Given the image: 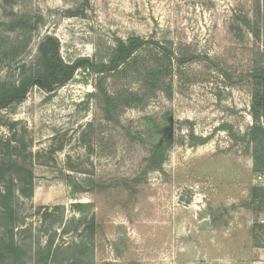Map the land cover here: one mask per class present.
Instances as JSON below:
<instances>
[{"label": "rangeland", "instance_id": "1", "mask_svg": "<svg viewBox=\"0 0 264 264\" xmlns=\"http://www.w3.org/2000/svg\"><path fill=\"white\" fill-rule=\"evenodd\" d=\"M10 1L0 0V82L16 83L46 36L68 64H107L130 38L172 50L171 73L145 97V76L167 64L155 46L0 110V213L12 208L15 240L68 247L63 264L258 261L264 138L250 136V78L264 70V0ZM15 164L31 171L30 192Z\"/></svg>", "mask_w": 264, "mask_h": 264}, {"label": "trees", "instance_id": "2", "mask_svg": "<svg viewBox=\"0 0 264 264\" xmlns=\"http://www.w3.org/2000/svg\"><path fill=\"white\" fill-rule=\"evenodd\" d=\"M4 3L11 2L10 0H3ZM155 46L160 51V54L167 59L166 65H156L145 76L142 81V91L146 93L150 85H156L162 72L171 73V48L161 47L155 41L142 40L139 38H130L127 42L120 41L115 48L113 57L109 63L95 64L88 58H80L71 64L63 61L60 56L59 42L54 37H44L39 45L38 54L34 58L29 68H24L20 73V77L16 83L0 82V110L13 108L21 103L26 97L28 91L32 87H37L46 92H52L67 84L75 75L78 70H87L95 74H102L106 71H115L119 63H125L129 60L138 50ZM183 60H186L185 58ZM253 87L252 100H251V113L255 125L250 129V136L253 140L257 141L258 136L264 138V128L258 123L264 120V70L259 69L254 72L250 78ZM131 96L135 94H130ZM106 106L105 110L108 114L113 106V100L105 96ZM16 174L20 176V172L25 174V178H21L20 183L23 187L29 188L31 191L33 185V175L31 171L19 169L15 164ZM18 176V178H19ZM5 198H12V191L4 196ZM16 200V198H15ZM18 202V200H17ZM14 212L10 207H2L0 218L6 219L7 237H0V264H63L60 261V256L65 253L69 248L59 246L53 248L50 243L47 246L38 244L33 248L31 242L16 241L12 229H17L19 222L13 217ZM13 227V228H12ZM12 228V229H11ZM11 233V235H10ZM31 251L33 255L31 254ZM31 255V256H30ZM90 264V261H89Z\"/></svg>", "mask_w": 264, "mask_h": 264}, {"label": "built area", "instance_id": "3", "mask_svg": "<svg viewBox=\"0 0 264 264\" xmlns=\"http://www.w3.org/2000/svg\"><path fill=\"white\" fill-rule=\"evenodd\" d=\"M253 264H264V254L259 258L258 261L254 262Z\"/></svg>", "mask_w": 264, "mask_h": 264}, {"label": "water", "instance_id": "4", "mask_svg": "<svg viewBox=\"0 0 264 264\" xmlns=\"http://www.w3.org/2000/svg\"><path fill=\"white\" fill-rule=\"evenodd\" d=\"M46 33L45 31L43 32V34Z\"/></svg>", "mask_w": 264, "mask_h": 264}]
</instances>
